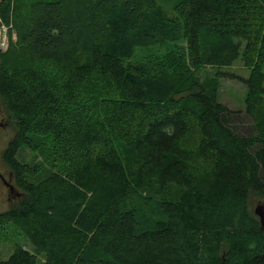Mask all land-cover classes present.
Returning a JSON list of instances; mask_svg holds the SVG:
<instances>
[{"label":"trees","instance_id":"1","mask_svg":"<svg viewBox=\"0 0 264 264\" xmlns=\"http://www.w3.org/2000/svg\"><path fill=\"white\" fill-rule=\"evenodd\" d=\"M0 19L22 193L0 226L35 251L0 264H264V0H0ZM238 59L247 78L222 71ZM224 77L246 85L244 115Z\"/></svg>","mask_w":264,"mask_h":264},{"label":"rangeland","instance_id":"2","mask_svg":"<svg viewBox=\"0 0 264 264\" xmlns=\"http://www.w3.org/2000/svg\"><path fill=\"white\" fill-rule=\"evenodd\" d=\"M160 3L164 5V7L168 10H172L175 5H177L181 0H158ZM1 26V40H0V51L6 52L9 48L11 41H16L17 34L12 31V25H6L0 19ZM160 52L161 54L164 52V49H151L150 51L145 49L139 51L137 53V58L143 59L146 56L151 55L153 53ZM208 71H211L210 68H207ZM218 69H213L210 73L214 75ZM222 71L235 73L240 75L241 77L247 78L250 75V69L245 67L244 63L241 59H238L233 66L224 67ZM220 99L222 102H225L231 108L233 107H245L246 106V97H247V87L242 81L229 79L224 77L221 79V88L219 90ZM1 111V105H0ZM4 115H0V120L3 121ZM14 132L11 127H0V173L8 176L9 170L3 163V152L8 147L10 140L13 138ZM37 153L31 151L28 148H23L21 150V159L31 166H35L38 161H41L42 158L40 156H36ZM50 166L47 165V169ZM19 198L8 196L7 192L4 189V184L0 179V212L7 211L11 206L18 203ZM259 204L264 205V198L256 197L252 199V211L255 213V209ZM260 219V218H259ZM16 245H22L27 249L34 251L33 246L29 242L28 238L25 236L22 229L16 225L15 223H8L4 226H0V261L7 260L14 251V247ZM41 258L38 261V264H42Z\"/></svg>","mask_w":264,"mask_h":264},{"label":"flooded vegetation","instance_id":"3","mask_svg":"<svg viewBox=\"0 0 264 264\" xmlns=\"http://www.w3.org/2000/svg\"><path fill=\"white\" fill-rule=\"evenodd\" d=\"M4 127H6L5 124ZM1 176H3L4 178H1ZM0 179L3 182L4 189L7 192L10 199L12 197L20 198L22 196L20 189L14 184V179L12 174L9 173L8 176H6L5 174L0 173Z\"/></svg>","mask_w":264,"mask_h":264},{"label":"water","instance_id":"4","mask_svg":"<svg viewBox=\"0 0 264 264\" xmlns=\"http://www.w3.org/2000/svg\"><path fill=\"white\" fill-rule=\"evenodd\" d=\"M0 40H1V26H0ZM0 127H4V123L0 120ZM1 178H4L1 176ZM255 214L260 218L262 225L264 226V205L259 204L255 209Z\"/></svg>","mask_w":264,"mask_h":264},{"label":"crops","instance_id":"5","mask_svg":"<svg viewBox=\"0 0 264 264\" xmlns=\"http://www.w3.org/2000/svg\"><path fill=\"white\" fill-rule=\"evenodd\" d=\"M225 104V102H223ZM227 107H229L232 111H242V114L244 115L243 111H245V107H240V106H237V107H230L228 106L227 104H225Z\"/></svg>","mask_w":264,"mask_h":264},{"label":"built area","instance_id":"6","mask_svg":"<svg viewBox=\"0 0 264 264\" xmlns=\"http://www.w3.org/2000/svg\"><path fill=\"white\" fill-rule=\"evenodd\" d=\"M1 43V42H0Z\"/></svg>","mask_w":264,"mask_h":264}]
</instances>
